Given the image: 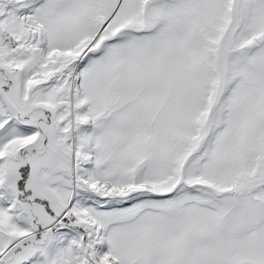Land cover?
Returning a JSON list of instances; mask_svg holds the SVG:
<instances>
[{
	"label": "snow or ice",
	"instance_id": "snow-or-ice-1",
	"mask_svg": "<svg viewBox=\"0 0 264 264\" xmlns=\"http://www.w3.org/2000/svg\"><path fill=\"white\" fill-rule=\"evenodd\" d=\"M0 264H264V0H0Z\"/></svg>",
	"mask_w": 264,
	"mask_h": 264
}]
</instances>
